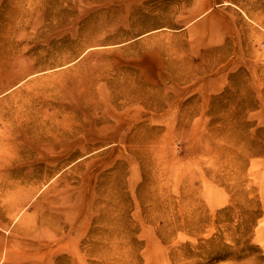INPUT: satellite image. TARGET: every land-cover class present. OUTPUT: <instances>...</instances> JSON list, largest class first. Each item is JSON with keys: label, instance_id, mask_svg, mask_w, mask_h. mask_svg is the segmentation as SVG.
Wrapping results in <instances>:
<instances>
[{"label": "rangeland", "instance_id": "1", "mask_svg": "<svg viewBox=\"0 0 264 264\" xmlns=\"http://www.w3.org/2000/svg\"><path fill=\"white\" fill-rule=\"evenodd\" d=\"M0 264H264V0H0Z\"/></svg>", "mask_w": 264, "mask_h": 264}]
</instances>
